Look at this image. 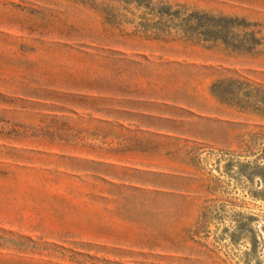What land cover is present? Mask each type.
<instances>
[{"label": "rangeland", "instance_id": "rangeland-1", "mask_svg": "<svg viewBox=\"0 0 264 264\" xmlns=\"http://www.w3.org/2000/svg\"><path fill=\"white\" fill-rule=\"evenodd\" d=\"M0 264H264V0H0Z\"/></svg>", "mask_w": 264, "mask_h": 264}]
</instances>
